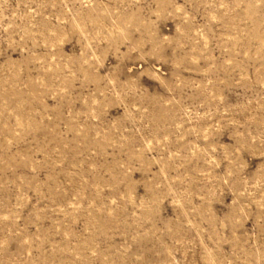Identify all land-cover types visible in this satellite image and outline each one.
I'll return each mask as SVG.
<instances>
[{
	"label": "rangeland",
	"instance_id": "374dc122",
	"mask_svg": "<svg viewBox=\"0 0 264 264\" xmlns=\"http://www.w3.org/2000/svg\"><path fill=\"white\" fill-rule=\"evenodd\" d=\"M0 264H264V0H0Z\"/></svg>",
	"mask_w": 264,
	"mask_h": 264
}]
</instances>
